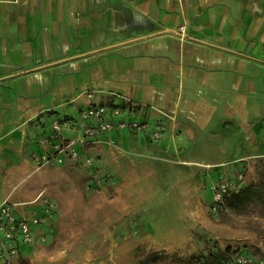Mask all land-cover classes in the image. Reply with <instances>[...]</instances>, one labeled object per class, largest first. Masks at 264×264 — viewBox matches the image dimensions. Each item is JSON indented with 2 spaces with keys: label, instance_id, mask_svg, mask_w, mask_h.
<instances>
[{
  "label": "crops",
  "instance_id": "1",
  "mask_svg": "<svg viewBox=\"0 0 264 264\" xmlns=\"http://www.w3.org/2000/svg\"><path fill=\"white\" fill-rule=\"evenodd\" d=\"M89 105L143 128L82 143ZM54 131L134 179L264 163V0H0V204L19 217L43 211ZM43 228L11 264H38Z\"/></svg>",
  "mask_w": 264,
  "mask_h": 264
},
{
  "label": "rangeland",
  "instance_id": "2",
  "mask_svg": "<svg viewBox=\"0 0 264 264\" xmlns=\"http://www.w3.org/2000/svg\"><path fill=\"white\" fill-rule=\"evenodd\" d=\"M88 154L90 165L78 153L38 173V201L55 206L39 232L38 264H240L237 256L264 264V163L172 168L161 183L150 178L154 168L138 167L134 179L131 164ZM222 180L230 190L217 200Z\"/></svg>",
  "mask_w": 264,
  "mask_h": 264
},
{
  "label": "built area",
  "instance_id": "3",
  "mask_svg": "<svg viewBox=\"0 0 264 264\" xmlns=\"http://www.w3.org/2000/svg\"><path fill=\"white\" fill-rule=\"evenodd\" d=\"M120 114L121 109L118 107L109 109L104 105L87 106L81 111L80 116L83 120L94 121V124L85 129L81 142H88V138L96 137L104 131L141 130L143 128L142 124L138 122L123 121L117 118ZM107 116L117 119H111ZM53 127L58 130V123H55ZM57 132L54 131L51 136L55 141L53 143L54 150L49 155L35 156L37 164L62 163L65 158L70 160L78 158V152L73 148L72 143L61 140ZM85 163L87 165L92 164V158L86 157ZM228 190H230L229 182L222 180L213 188V196L219 200L228 193ZM54 210V203L45 200L42 213L28 220L17 216L9 202L4 201L0 204V260L3 264H11L12 258L18 252V243L24 245L34 243L35 234L33 227L47 224L54 216ZM235 261L240 264H250V260L245 256H237Z\"/></svg>",
  "mask_w": 264,
  "mask_h": 264
},
{
  "label": "trees",
  "instance_id": "4",
  "mask_svg": "<svg viewBox=\"0 0 264 264\" xmlns=\"http://www.w3.org/2000/svg\"><path fill=\"white\" fill-rule=\"evenodd\" d=\"M252 190V185H248L246 187H244L243 189H241L238 193L232 195V198H234L235 201L238 202H243L246 199V196L251 193ZM218 254H208L207 257H213L216 258ZM225 264V263H224Z\"/></svg>",
  "mask_w": 264,
  "mask_h": 264
}]
</instances>
